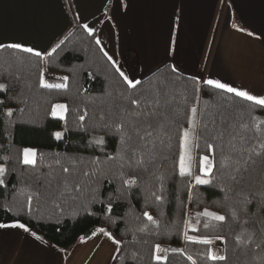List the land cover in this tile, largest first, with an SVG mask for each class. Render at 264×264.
I'll return each mask as SVG.
<instances>
[{"label": "snow or ice", "instance_id": "snow-or-ice-1", "mask_svg": "<svg viewBox=\"0 0 264 264\" xmlns=\"http://www.w3.org/2000/svg\"><path fill=\"white\" fill-rule=\"evenodd\" d=\"M176 21L175 27L178 29V16ZM82 27L89 36H94L93 28L87 23ZM232 27L250 37L255 36V33L236 23H233ZM69 36L71 33L58 40L50 50L39 49L21 41H0V54H5L0 56V62L8 64L12 60L20 65L32 64L39 69L40 88L66 93L69 77L63 76L60 77L61 82L50 83L44 78L45 69L40 66L50 64L52 61L49 58L55 59L54 54L58 55V50L63 51L62 45ZM95 43L100 45L101 41L97 38ZM176 45L177 40L173 36L168 55L178 56ZM101 51L118 74L119 86L115 91L104 90L107 100H100L91 116L86 108L83 114L76 117L79 121L77 130L90 137L89 145H104L105 137H114L117 141L114 153L106 154L103 160L99 157L89 159L87 163L81 157L61 156L56 153L52 160L62 173L57 176L54 175L53 163L44 164L45 154L38 153L31 147L18 151L17 163L26 166L36 176V186L33 188L27 185L12 194L14 197L26 195V205L15 208L16 215L25 213L32 217L33 202L36 201L39 205L42 199L41 190L45 197H55L54 204L57 208L61 207V202L66 204L71 202L80 206L83 212L94 215L92 206L105 203L101 199L103 195L101 189L105 182L118 181L117 198L124 196L126 190L139 187L144 174L155 175L151 169L160 167L158 160L169 161L173 155L172 140L175 135L178 152L177 159L172 162L178 168V175L187 185L189 192L191 193L196 186H207L213 190L219 189L223 194L216 202L218 211L204 209L196 213L194 221L190 217L182 222L185 244L207 246L204 251L197 253L205 262L228 264L225 250L217 248L214 251L212 246L216 241L223 244L230 238L236 248L250 252L253 260L259 259L260 264H264V255H260L264 253V220L258 219L264 217V190H262L264 189V94L238 89L220 79L197 77L189 96L187 86L177 87L178 82L182 80L177 59L164 61L163 67L157 65L156 71L145 85L142 76L137 78L135 71L126 73L107 51L103 48ZM5 71L0 70V81H3L0 82V93H7L10 90V83L13 87L18 84L19 93L9 99L17 104L26 103L23 93L25 88L31 89V84L24 81L19 72L15 75L7 72L5 77ZM221 93L231 96L221 97ZM205 96L208 97L207 100ZM218 97L228 100L229 105L225 107L221 104L215 112L209 114L208 105H215ZM92 103L95 104L96 101ZM0 109H3L0 117L12 118L14 112H24L23 107L14 109L2 99H0ZM68 112L69 108L66 104L57 103L48 113L51 118L64 122V130L54 133L57 141H63L65 133L69 131ZM233 112H238L239 117L235 118L231 114ZM86 117L91 123L86 122ZM200 140L205 141L206 148L212 155L211 157L208 154L203 155L194 170L192 150L194 147H199ZM10 159L8 156H0V161H10ZM43 166L48 167V173L39 172ZM12 171H15V167ZM9 174V168L0 164V189L7 188L6 178ZM157 179L162 192L166 178L157 176ZM3 194L0 192V196ZM153 196L157 207L166 202L163 195L153 193ZM249 206H254L259 211L254 213ZM0 209L7 213L13 211L14 206L0 204ZM112 211V197L109 196L106 212L112 213ZM143 217L148 223H140L134 229H129L133 234V239L128 241L129 244L141 242L137 234L141 237L164 234L161 231L162 219L154 218L147 211L143 212ZM160 217L163 218L162 208H160ZM136 219L139 220L140 217ZM258 223L261 224L259 229H257ZM0 228L22 229L36 240L42 241L41 236L19 220L13 223H0ZM201 228L205 230L204 233H201ZM226 229L230 231V236L221 235ZM190 232L201 234L189 235ZM208 232L215 234L209 236L206 234ZM98 234H103L111 240L117 246L116 252L122 253L124 241L116 239L103 227L97 228L92 236ZM81 239L83 240L84 237ZM143 243H147V240H143ZM152 247L156 264L167 261L169 252L186 256L192 264H197L192 255H186L184 249H168L161 247L160 243H154ZM131 259L133 261L138 259L134 252Z\"/></svg>", "mask_w": 264, "mask_h": 264}, {"label": "trees", "instance_id": "trees-1", "mask_svg": "<svg viewBox=\"0 0 264 264\" xmlns=\"http://www.w3.org/2000/svg\"><path fill=\"white\" fill-rule=\"evenodd\" d=\"M97 38V31H94V36H89L82 26L77 25L71 32L69 39L62 45L63 51L58 50L59 54H54L55 59L50 57L49 60L52 61L50 64H41L40 67L45 69L44 75L48 73L52 77H69L66 93L40 88L38 86L39 69L32 64L20 65L12 60L8 64L0 62V70H6L4 72L5 77H7V72H11L13 75L19 72L22 79L31 84V89L25 88L23 93L26 103L17 104L14 100L9 99V97L19 93L18 84L13 87L10 83V90L7 93H0V99L4 100L8 106L14 109L17 107L24 108L23 113L14 112L12 118L0 117V145H2L0 156L11 158L10 161H0V164L10 170V174L6 178L7 188L0 189V192L4 193L0 196V204L6 206L12 204L14 206V210L7 213L0 209V223H13L19 220L59 249H68L82 240L81 237L89 238L97 228L103 227L112 233L116 239L125 242L122 245V253H116L113 264H156L153 258L152 246L154 243H160L161 247L168 249H184L186 255H192L197 264H212V262H205L197 254L204 251L207 246L185 244L182 235V222L188 219L189 213L196 215L197 212L204 209L218 211L216 202L221 199L223 194L219 192V189L213 190L207 186H196L191 190V193L189 192L187 185L178 175V168L172 162L177 159L176 153L178 152V141L175 135L172 140L173 155L169 161L158 160L157 163L160 167L151 169L155 175L144 174L139 182V187L126 190L124 196L117 198L118 181L105 182L101 189L103 193L101 199L105 203L92 206L94 215L83 212L80 206L71 202L67 204L61 202V207L57 208L54 204L55 197H45L43 190H41L42 199L39 205L36 201L33 202L32 217L25 213L16 215L15 208L26 205V195L21 194L14 197L12 194L17 189L25 188L27 185H31L33 188L36 186V176L26 166L17 163L18 151H22L25 147H31L35 148L38 153L45 154L44 164L53 163L54 175L57 176L62 173L52 160L56 153L61 156L81 157L87 163L89 159L96 157L103 160L106 154H112L115 151L117 141L114 137H105L104 145H89L90 137L77 130L79 121L76 117L83 114L86 108L89 116H91L100 100H107L104 96V90L115 91L119 86L118 74L112 68L111 62L104 56L100 45L95 43ZM4 55L0 54V56ZM181 76L182 80L178 82L177 87L187 86L189 96H191L195 78L182 74ZM151 77L152 75L144 79L145 85ZM229 96L231 94L221 93V97ZM205 99L207 100L208 97L205 96ZM92 101H96V103L94 104ZM57 103L66 104L69 108L67 114L69 131L65 133L63 141L55 140L54 133L64 130V122L55 120L48 115L52 106ZM229 103L228 100H222L218 97L215 105H208L207 112L211 114L221 104L227 107ZM2 111L3 109H0V112ZM231 114L235 118L239 117L238 112ZM86 122L91 123L88 117H86ZM173 132H175L174 127ZM165 143L167 144V141ZM205 154L210 157L212 155L208 152L205 141L200 140L199 147H195L194 170L200 158ZM13 167H15V171H12ZM39 172L48 173L49 169L43 166ZM157 176L166 178L162 192ZM153 193L163 195L166 202L157 207L154 204ZM109 196L112 197V213L106 212ZM249 207L254 213L259 211L254 206ZM160 208L163 209V218L160 217ZM144 211L149 212L154 218L162 219L161 231L164 234L150 237H141L137 234L141 242L129 244L128 241L133 239V234L129 229H134L140 223H148L143 217ZM136 217H140V219L137 220ZM258 219L264 220V217ZM260 227L261 224L258 223L257 229ZM204 232L205 230L201 228V233ZM201 233L190 232L189 235H200ZM206 234L212 236L215 233L208 232ZM221 235L230 236V231L226 229ZM145 239L147 243H143ZM133 252L138 257L135 261L131 259ZM224 253L228 257V264H260L259 259H252L250 252L236 248L230 238L225 241ZM167 255L168 260L162 261L161 264H192L186 256L171 252ZM260 255H264V253H260Z\"/></svg>", "mask_w": 264, "mask_h": 264}, {"label": "crops", "instance_id": "crops-1", "mask_svg": "<svg viewBox=\"0 0 264 264\" xmlns=\"http://www.w3.org/2000/svg\"><path fill=\"white\" fill-rule=\"evenodd\" d=\"M84 23L97 31L100 47L122 70L135 71L137 78L177 59L182 75L264 94V0H0V41L50 50ZM233 23L255 36L236 31ZM173 36L175 57L167 54ZM104 243L112 247L107 261L113 263L116 246L102 234L70 247L72 257L65 262L44 238L0 228V264H81L93 252L92 262Z\"/></svg>", "mask_w": 264, "mask_h": 264}, {"label": "rangeland", "instance_id": "rangeland-1", "mask_svg": "<svg viewBox=\"0 0 264 264\" xmlns=\"http://www.w3.org/2000/svg\"><path fill=\"white\" fill-rule=\"evenodd\" d=\"M73 31V30H72ZM71 31V32H72ZM70 32V33H71ZM44 78L48 81V82H50V83H59V82H61V80H60V77H55V76H49V74L47 73V74H45L44 75ZM193 157H194V163H195V147L193 148ZM192 218L193 219V221H194V218H195V214H193V213H189V215H188V219L189 218ZM198 226V225H197ZM103 235V234H102ZM100 242H102L101 241V239L99 240ZM110 243H112L111 242V240H110ZM101 244V243H100ZM115 245V244H114ZM116 246V245H115ZM117 247V246H116ZM212 248H213V250L214 251H216L217 250V248H219V249H221V250H225V243H223V244H221V242L220 241H216L215 242V244L212 246ZM96 248L94 247V249L93 250H95ZM60 251H61V254H60V256H63V257H65L67 260L65 261V262H68L69 261V258H71L72 257V253H73V248H68V249H60ZM95 252V251H94ZM225 252V251H224ZM112 247L110 246V245H108V244H106V243H104V245H102V247L98 250V256H96L94 259H93V261L91 262V260H92V254H93V252H91L84 260H83V262H81V264H113V263H109L110 261H107V260H111L112 259ZM115 253H116V251H115ZM225 254V253H224ZM161 255H163V254H161ZM98 257V258H97ZM68 264H72V263H68Z\"/></svg>", "mask_w": 264, "mask_h": 264}]
</instances>
